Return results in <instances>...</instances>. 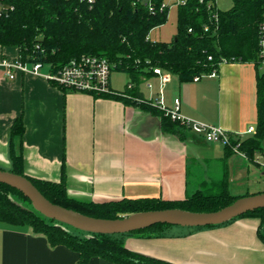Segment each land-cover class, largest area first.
Instances as JSON below:
<instances>
[{"label":"crops","instance_id":"crops-1","mask_svg":"<svg viewBox=\"0 0 264 264\" xmlns=\"http://www.w3.org/2000/svg\"><path fill=\"white\" fill-rule=\"evenodd\" d=\"M17 58L15 47L0 46V64ZM48 72L46 67L40 70ZM12 74L10 79L0 66V167H10L9 129L22 114L24 174L58 183L64 161L70 198L94 203L143 197L177 201L222 180L231 195L242 197L249 195L256 172L264 178L261 156L250 162L181 126L165 131L158 115L135 105L65 93L41 74ZM146 80L153 84L152 91L146 88ZM146 80L139 94L156 101L157 79ZM163 98L166 105L178 98L181 113L190 119L242 133L256 126V69L253 64L224 63L216 77L196 82H180L169 74ZM258 226L259 220L251 217L213 227L167 226L155 233L129 234L124 244L174 264H264ZM0 264L80 263L78 254L51 247L29 228L0 223ZM85 264L115 263L92 258Z\"/></svg>","mask_w":264,"mask_h":264},{"label":"trees","instance_id":"trees-1","mask_svg":"<svg viewBox=\"0 0 264 264\" xmlns=\"http://www.w3.org/2000/svg\"><path fill=\"white\" fill-rule=\"evenodd\" d=\"M163 1L0 0V46L15 47L18 61L28 66L41 63L50 73L58 72L70 60L81 56L105 58L115 66L114 72L126 74L128 81L123 91L114 90L115 94L100 96L158 115L162 128L168 132L179 125L147 101L135 100L143 99L139 86L153 76V68H161L180 82H189L214 68L219 70L222 61L253 64L256 69L255 133L242 139L239 151L250 162L257 154L264 158V69L260 67L258 46L260 25L264 23V0H232L231 8L225 12L215 6L207 8L210 3L215 4V0H181L176 5L175 37L169 43L151 42L149 33L167 19L168 7L159 9ZM149 6L153 10H149ZM58 88L65 93L74 92ZM23 135L21 114L9 129L10 167L7 170L0 167V170L26 177L50 203L86 217L116 220L134 213L167 209L208 213L241 198L231 195L227 181L222 180L177 201L159 197L123 198L102 203L76 200L66 192L64 161L62 179L58 183L24 174ZM225 149L232 154L230 147ZM259 193L264 191L254 194ZM245 217L259 220L257 237L264 243V208L233 220ZM0 223L18 229L29 228L33 234L44 237L51 247L62 246L78 254L80 264L92 258L115 264H174L129 250L123 239L129 234L155 233L168 225L158 224L129 234H89L45 218L32 208L21 192L1 183Z\"/></svg>","mask_w":264,"mask_h":264},{"label":"built area","instance_id":"built-area-1","mask_svg":"<svg viewBox=\"0 0 264 264\" xmlns=\"http://www.w3.org/2000/svg\"><path fill=\"white\" fill-rule=\"evenodd\" d=\"M91 2L92 0H86ZM172 4L178 5L181 0H171ZM215 4L210 3L207 8L211 9ZM168 7L165 0L160 4L159 9L162 10ZM1 10V9H0ZM149 10H153L149 6ZM217 15L214 14L213 18L216 19ZM207 30V28L205 29ZM259 58L260 67L264 69V23L260 25L259 35ZM211 61V58H208ZM227 63L222 61L221 64ZM0 66L5 69L6 75L12 79L14 71H20L22 73L41 74V63H35L33 65H26L16 60L14 62L2 61ZM115 66L109 63L105 58L94 56H81L79 58L72 59L56 73L41 74L47 81L52 83L56 87H62L70 91L78 93H86L91 95H112L115 91L110 87V77L114 72ZM153 76L157 79L158 88L156 90L157 100L153 101L151 95L146 99H135L138 102L147 101L149 105L156 107L163 115L169 118L172 122L177 123L179 126L185 128L192 134L200 137L207 143L219 144L224 148L230 147L232 153H238L244 155L239 151V145L242 141V136H251L255 133V127L249 126L242 133H230L221 127L209 125L200 121H196L184 116L180 111V100L178 98L173 99L171 105H166L163 98V89L168 82L169 73L161 68L152 69ZM218 70L216 68L206 75L195 76L192 81H199L204 77H216ZM145 86L149 91H152L153 84L146 80ZM131 88V84L128 85ZM264 168V160L262 162ZM264 187V184H263ZM264 191V190H263Z\"/></svg>","mask_w":264,"mask_h":264},{"label":"water","instance_id":"water-1","mask_svg":"<svg viewBox=\"0 0 264 264\" xmlns=\"http://www.w3.org/2000/svg\"><path fill=\"white\" fill-rule=\"evenodd\" d=\"M0 183L21 192L32 208L45 218L89 234H129L158 224L189 228L217 226L264 208V193H259L241 197L216 212L191 213L167 209L134 213L116 220H104L86 217L50 203L24 176L0 170Z\"/></svg>","mask_w":264,"mask_h":264},{"label":"rangeland","instance_id":"rangeland-1","mask_svg":"<svg viewBox=\"0 0 264 264\" xmlns=\"http://www.w3.org/2000/svg\"><path fill=\"white\" fill-rule=\"evenodd\" d=\"M168 5L167 19L166 22L155 29H153L148 36V39L151 42L158 43H169L177 33V6L171 3V0H165ZM232 6V0H215V7L220 12H225L230 9ZM111 85L116 90H124L125 85L127 83V75L122 72H113L111 74ZM110 85V86H111ZM111 87V88H112ZM264 147V142H263ZM259 156L262 157L261 161L264 160L263 156L257 154L254 156V159ZM264 178L261 177L258 172H256L255 178L253 179V184L251 185V190H249V194H254L255 192H260L264 190L263 187ZM74 232L73 230H70ZM125 237H123L124 239ZM125 245V244H124Z\"/></svg>","mask_w":264,"mask_h":264}]
</instances>
